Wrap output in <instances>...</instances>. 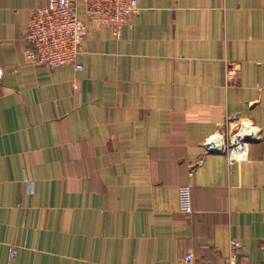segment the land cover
Masks as SVG:
<instances>
[{
  "label": "crops",
  "instance_id": "1",
  "mask_svg": "<svg viewBox=\"0 0 264 264\" xmlns=\"http://www.w3.org/2000/svg\"><path fill=\"white\" fill-rule=\"evenodd\" d=\"M263 1L139 0L76 70L25 53L46 0H0V264H264ZM240 120L247 158L205 149Z\"/></svg>",
  "mask_w": 264,
  "mask_h": 264
},
{
  "label": "built area",
  "instance_id": "2",
  "mask_svg": "<svg viewBox=\"0 0 264 264\" xmlns=\"http://www.w3.org/2000/svg\"><path fill=\"white\" fill-rule=\"evenodd\" d=\"M139 0H46L33 7L24 33L27 43L25 53L30 61L44 64L52 69L69 65L81 70L78 57L82 53V42L89 30L112 27L116 36L128 17L138 11ZM264 12V1L262 4ZM1 73V69H0ZM256 126L240 120L231 133H215L204 141L206 150L215 149L226 155L228 162L247 158L248 146L256 140ZM192 177L193 172L190 171ZM179 210L192 211L189 184L179 187ZM239 242H229V253L224 264H242L238 260ZM14 252L12 249L11 254ZM152 264H159L154 262ZM168 264H195V255L186 251L176 261ZM261 264V263H259Z\"/></svg>",
  "mask_w": 264,
  "mask_h": 264
},
{
  "label": "water",
  "instance_id": "3",
  "mask_svg": "<svg viewBox=\"0 0 264 264\" xmlns=\"http://www.w3.org/2000/svg\"><path fill=\"white\" fill-rule=\"evenodd\" d=\"M207 151H208V152L220 153L218 150H215V149H208Z\"/></svg>",
  "mask_w": 264,
  "mask_h": 264
}]
</instances>
